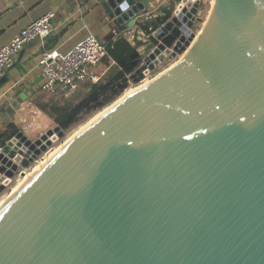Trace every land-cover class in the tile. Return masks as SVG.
<instances>
[{
  "label": "water",
  "instance_id": "water-1",
  "mask_svg": "<svg viewBox=\"0 0 264 264\" xmlns=\"http://www.w3.org/2000/svg\"><path fill=\"white\" fill-rule=\"evenodd\" d=\"M100 1L121 30L147 11ZM201 3L178 0L129 78L178 63L124 91L10 189L0 264H264V0H207L199 16ZM64 134L57 124L6 140L0 191Z\"/></svg>",
  "mask_w": 264,
  "mask_h": 264
},
{
  "label": "crops",
  "instance_id": "crops-1",
  "mask_svg": "<svg viewBox=\"0 0 264 264\" xmlns=\"http://www.w3.org/2000/svg\"><path fill=\"white\" fill-rule=\"evenodd\" d=\"M143 1L147 11L141 12L133 25H126L121 30L105 12L100 0H0V47L43 13L49 10L56 12L50 35L44 41L36 37L27 43L17 55L14 65L3 74L6 80L0 84V139L12 125L18 127V130L23 129L34 139L28 126L37 111H43L40 107L42 96L45 93L50 94L40 88L44 80L41 60L44 50H68L89 32L94 33L104 43H113L129 28L131 33L124 38L136 45L142 54V49L152 41L143 24L158 21V17L164 13L165 8H169L172 0ZM145 39L147 43L143 41ZM103 61L95 66L102 79L115 73L109 74L112 65ZM82 85L84 83L75 93ZM53 123L55 121L51 119L50 125ZM48 127L49 125L45 129ZM41 131L43 130L36 132L40 134Z\"/></svg>",
  "mask_w": 264,
  "mask_h": 264
},
{
  "label": "built area",
  "instance_id": "built-area-1",
  "mask_svg": "<svg viewBox=\"0 0 264 264\" xmlns=\"http://www.w3.org/2000/svg\"><path fill=\"white\" fill-rule=\"evenodd\" d=\"M55 17L54 10L43 13L0 47V78L14 65L17 55L27 43L36 37L44 41L50 35ZM111 44L102 42L94 33L89 32L68 50L59 48L44 50L41 58L44 75L41 90L54 95L69 96L82 82H98L100 75L95 66L106 57L116 63L109 54ZM2 145L0 144V151Z\"/></svg>",
  "mask_w": 264,
  "mask_h": 264
},
{
  "label": "trees",
  "instance_id": "trees-1",
  "mask_svg": "<svg viewBox=\"0 0 264 264\" xmlns=\"http://www.w3.org/2000/svg\"><path fill=\"white\" fill-rule=\"evenodd\" d=\"M165 11V10H164ZM170 16V11L166 9L163 16L158 17L159 22L167 20ZM156 27V24L153 25ZM146 32L149 31V24L143 25ZM147 43V39L143 40ZM110 56L116 60L118 69L113 75L104 81L94 82L88 94H86L78 103L72 106H57L56 114H48L53 118V120L58 123L63 129L70 127L74 124L79 115L85 111L94 109H102L105 106L111 104L115 101L126 89L129 83V75L137 68L138 63L136 59L141 56L137 46L132 45L128 39L124 37H119L109 46ZM44 111H46L42 106H40ZM98 110V111H99ZM43 111H37L35 118L28 126V131L30 133H35L36 131L47 127L51 123V118L48 117V125L41 127L39 124L34 125L36 121L37 114ZM47 112V111H46ZM18 132V127L12 125L10 130L3 133L0 139V144H3L11 138L14 134Z\"/></svg>",
  "mask_w": 264,
  "mask_h": 264
},
{
  "label": "rangeland",
  "instance_id": "rangeland-1",
  "mask_svg": "<svg viewBox=\"0 0 264 264\" xmlns=\"http://www.w3.org/2000/svg\"><path fill=\"white\" fill-rule=\"evenodd\" d=\"M176 1V0H175ZM174 0H172L170 2V6L169 8H165L164 10L166 11V9H168L170 11V14L171 12L173 11L174 7H175V4L178 2V0L175 2ZM207 6V0H202V3L200 5V9H199V13L198 15L200 16V10H201V7H206ZM165 11L164 13H161L160 16H163L165 14ZM159 21H156L155 23H148L149 24V31L147 33H149L150 35L152 34L153 30H154V27L153 25L157 24ZM199 23V21H196L194 26H193V30L196 31V25ZM143 25H146V24H143ZM129 33H131V29L129 30V28H126L124 30V32L122 33L121 37H125L127 36ZM154 46V43L151 42V43H148L146 44V46L142 49V56L146 55V53ZM138 48V47H137ZM140 53V52H139ZM182 57V55H178L177 57H175L174 59H168L166 60L164 63H162L160 66H159V71L158 72H162L163 70L167 69L169 66H171L174 62H176L177 60H179L180 58ZM106 61H103L104 63H108V64H111V68L109 69V74H111L112 72H115L117 69H118V66H117V63H113L111 61V59L109 58H106L105 59ZM100 75V74H99ZM156 74L153 73L149 76H147L145 79L149 80L151 79L152 77H154ZM108 79V76L104 79H102L101 75H100V79L98 80L99 82L100 81H104ZM144 79V80H145ZM142 80V81H144ZM139 82V83H142ZM84 83V85H82V88H80L76 93H72L71 95L69 96H64L63 94H58V95H50V94H46L42 96V98L40 99L41 103L40 105L47 111H44L43 112H39L37 114V117H36V121L34 122V125H37L39 124L41 127H45L48 125V117L51 118L53 120V118L48 114L49 113H52V114H56V107L57 106H63V107H67V106H72V105H75L76 103H78L86 94L89 93L90 89H91V86L92 84L94 83L93 81H85V82H82ZM80 83L79 86L82 84ZM139 83H134L132 80H129V83H128V86L126 89L130 88V87H134L136 85H138ZM78 86V88H79ZM77 88V89H78ZM76 89V90H77ZM126 89L124 91H126ZM99 109H94V108H91L90 110H85L83 111L80 115H79V118L78 120L72 124L70 127L64 129L65 130V134L59 138L58 141H56L47 151L43 152L39 157H43L45 155H47L48 151H50L51 149L55 148V144L63 141V140H66L68 138V136H70V132H72L74 129L78 128L81 124L85 123L92 115H94ZM58 123H53L52 125L49 124V127H53L55 125H57ZM48 127V128H49ZM46 128V127H45ZM45 128H42L41 132H44L46 129ZM40 134L38 132H33V134L31 135L33 138H36L38 137ZM35 162L34 161L29 167H22L20 166L18 171L16 172V174L14 175L13 177V180L12 182L5 187L4 190L0 191V198H2L3 196L6 195V193L8 192V190L17 182V179L20 177H23L27 174L28 171H30V169L35 165Z\"/></svg>",
  "mask_w": 264,
  "mask_h": 264
},
{
  "label": "bare ground",
  "instance_id": "bare-ground-1",
  "mask_svg": "<svg viewBox=\"0 0 264 264\" xmlns=\"http://www.w3.org/2000/svg\"><path fill=\"white\" fill-rule=\"evenodd\" d=\"M182 57H183V55H182ZM182 57L179 59V60H181L182 59ZM179 60H177L176 62H174L172 65H175L176 63H178L179 62ZM171 65V66H172ZM170 66V67H171ZM166 70V69H165ZM165 70H163V71H165ZM162 71V72H163ZM161 72H156L155 74V76L154 77H156L157 75H159ZM149 76V75H148ZM154 77H152L151 79H153ZM150 80V79H149ZM149 80H147V79H145L144 81H142V82H146V81H149ZM140 84V83H139ZM130 88H132V87H130ZM130 88H128V89H130ZM128 89H126V90H128ZM110 105L111 104H109V105H107V106H105L104 108H102V109H105V108H109L110 107ZM102 109H100V110H102ZM99 110V111H100ZM98 112V111H97ZM96 112V113H97ZM95 113V114H96ZM94 114V115H95ZM94 115H92L87 121H89ZM86 121V122H87ZM82 125V124H81ZM80 125V126H81ZM79 126V127H80ZM67 139H70V136H68V138ZM54 150V148L53 149H51L50 151H48V153H47V155H45V156H43V157H41V158H39L36 162H35V164H37V163H39L44 157H46V156H50V154H51V152ZM34 168H35V165L30 169V171H28L27 173H33V171H34ZM23 179H27V174L25 175V176H23V177H19L18 179H17V182L10 188V189H13L21 180H23ZM10 189L8 190V192L6 193V195L5 196H3L2 198H0V204H2V202H3V200L9 195V191H10Z\"/></svg>",
  "mask_w": 264,
  "mask_h": 264
}]
</instances>
